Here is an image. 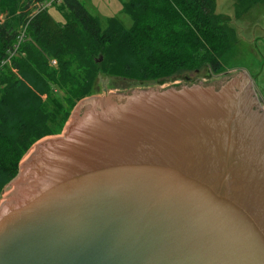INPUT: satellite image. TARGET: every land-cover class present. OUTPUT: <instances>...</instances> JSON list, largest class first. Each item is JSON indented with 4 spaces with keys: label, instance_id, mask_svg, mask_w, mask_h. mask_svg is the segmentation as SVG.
<instances>
[{
    "label": "water",
    "instance_id": "1",
    "mask_svg": "<svg viewBox=\"0 0 264 264\" xmlns=\"http://www.w3.org/2000/svg\"><path fill=\"white\" fill-rule=\"evenodd\" d=\"M0 264H264L252 76L78 100L3 187Z\"/></svg>",
    "mask_w": 264,
    "mask_h": 264
},
{
    "label": "trees",
    "instance_id": "2",
    "mask_svg": "<svg viewBox=\"0 0 264 264\" xmlns=\"http://www.w3.org/2000/svg\"><path fill=\"white\" fill-rule=\"evenodd\" d=\"M20 1L0 6L13 13ZM49 1L28 0L45 5L31 17L0 19V193L29 148L59 134L76 102L96 94L101 75L154 85L201 66L219 74L239 39L215 0H127L130 26L109 17L105 27L80 0ZM260 2L234 6L246 11ZM54 6L63 22L49 13Z\"/></svg>",
    "mask_w": 264,
    "mask_h": 264
},
{
    "label": "rangeland",
    "instance_id": "3",
    "mask_svg": "<svg viewBox=\"0 0 264 264\" xmlns=\"http://www.w3.org/2000/svg\"><path fill=\"white\" fill-rule=\"evenodd\" d=\"M84 3L88 11L97 16L101 26L107 25L109 17L120 19L124 25L130 26L131 18L122 10V4L127 0H80ZM235 0H215L216 13L227 20L239 39L227 53L224 59V70L219 74L212 73L208 67L201 66L197 70L182 71L161 83L154 85H166L174 82H192L193 80H213L238 69H245L254 81V86L258 95L264 102V2L254 5L251 9L243 11L234 6ZM49 13L57 22H63L64 17L55 6L50 7ZM38 11L37 4H31L28 0L20 1L18 8L10 13L11 10L3 9L0 6V19L7 16L26 14L27 17L33 16ZM20 32H24L25 26L20 25ZM150 82H136L124 78H114L101 75L97 81L96 94H104L108 91L123 89L129 86L141 87ZM153 85V84H152ZM2 193V191H1ZM0 193V200H1Z\"/></svg>",
    "mask_w": 264,
    "mask_h": 264
},
{
    "label": "built area",
    "instance_id": "4",
    "mask_svg": "<svg viewBox=\"0 0 264 264\" xmlns=\"http://www.w3.org/2000/svg\"><path fill=\"white\" fill-rule=\"evenodd\" d=\"M52 1H58V0H50L48 3H46V5H47V4H50ZM44 6H45V5H44ZM44 6H43V7H44ZM43 7L40 5V6L38 7V10L42 9ZM51 64H52V65H55V64H56V61H55V60H51Z\"/></svg>",
    "mask_w": 264,
    "mask_h": 264
}]
</instances>
